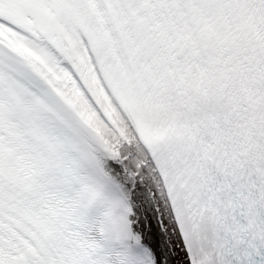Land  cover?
Instances as JSON below:
<instances>
[{
  "label": "snow or ice",
  "instance_id": "snow-or-ice-1",
  "mask_svg": "<svg viewBox=\"0 0 264 264\" xmlns=\"http://www.w3.org/2000/svg\"><path fill=\"white\" fill-rule=\"evenodd\" d=\"M0 264H264V0H0Z\"/></svg>",
  "mask_w": 264,
  "mask_h": 264
}]
</instances>
